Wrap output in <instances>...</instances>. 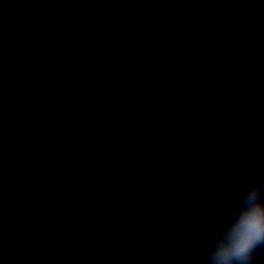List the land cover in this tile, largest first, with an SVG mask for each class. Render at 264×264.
Returning a JSON list of instances; mask_svg holds the SVG:
<instances>
[{
  "label": "water",
  "instance_id": "obj_1",
  "mask_svg": "<svg viewBox=\"0 0 264 264\" xmlns=\"http://www.w3.org/2000/svg\"><path fill=\"white\" fill-rule=\"evenodd\" d=\"M262 181L264 0H0V264H206Z\"/></svg>",
  "mask_w": 264,
  "mask_h": 264
},
{
  "label": "clouds",
  "instance_id": "obj_2",
  "mask_svg": "<svg viewBox=\"0 0 264 264\" xmlns=\"http://www.w3.org/2000/svg\"><path fill=\"white\" fill-rule=\"evenodd\" d=\"M264 248V181L248 187L209 252L206 264H255Z\"/></svg>",
  "mask_w": 264,
  "mask_h": 264
}]
</instances>
